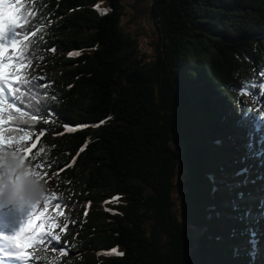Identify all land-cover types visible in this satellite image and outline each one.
I'll list each match as a JSON object with an SVG mask.
<instances>
[{
  "label": "trees",
  "instance_id": "trees-1",
  "mask_svg": "<svg viewBox=\"0 0 264 264\" xmlns=\"http://www.w3.org/2000/svg\"><path fill=\"white\" fill-rule=\"evenodd\" d=\"M150 1L158 41L143 61L124 0H23L25 27L41 25L28 78L43 102L35 122L0 126L29 131L12 148L31 151L2 152L57 179L56 264H256L261 223L247 219L264 163L246 145L264 134L242 94L260 97L243 85L264 80V0ZM72 204H87L85 218L63 224Z\"/></svg>",
  "mask_w": 264,
  "mask_h": 264
},
{
  "label": "snow or ice",
  "instance_id": "snow-or-ice-1",
  "mask_svg": "<svg viewBox=\"0 0 264 264\" xmlns=\"http://www.w3.org/2000/svg\"><path fill=\"white\" fill-rule=\"evenodd\" d=\"M24 9L23 0H0V126L12 120L20 123H32L37 120L41 113L39 105L43 101L38 90L42 86L36 83L35 79L28 78V68L38 50V48L33 47L29 53V46L38 44V41L32 40L31 37L37 35V30L41 25L36 24L31 28L25 27V23L21 21L22 10ZM73 55H79V52H75ZM261 76H264V68L261 70ZM243 87L245 89L258 87L260 89L259 95L264 96V80L259 83L248 81ZM18 105L30 109L31 114L29 111L22 110ZM250 112L257 120L255 131L264 132V107L251 108ZM66 130L73 132L76 129L67 127ZM4 131L5 129L0 127V150L19 153L31 151V148L27 146L12 148L13 141L20 145L28 140L30 138L29 131L21 129L22 135L18 137L13 135L10 138L4 136ZM261 143L264 144V139L261 140ZM246 148L250 157L260 158L264 163V147L256 148L252 142V132H249V142ZM83 150L82 148L81 151ZM72 163H75V160ZM36 167H42V165L38 164ZM247 172L248 168H242L237 175H245ZM36 175L39 176L38 173ZM0 202L8 204L3 200ZM25 206L31 208L26 222L10 235L0 233V264H17V262L28 264L30 259L29 248H32L34 252H44L47 251L48 245L60 241V235H54L51 228L47 232L44 231V226L49 222L48 216L45 215L48 211L47 207L43 212H38L37 205L23 201L15 205L21 211ZM55 207L59 208L60 204H56ZM52 227H56V225L53 223ZM252 235V243L255 246L258 241L256 234L253 233ZM36 245L45 246L39 248L35 247ZM110 254L123 255L117 250H113Z\"/></svg>",
  "mask_w": 264,
  "mask_h": 264
},
{
  "label": "rangeland",
  "instance_id": "rangeland-1",
  "mask_svg": "<svg viewBox=\"0 0 264 264\" xmlns=\"http://www.w3.org/2000/svg\"><path fill=\"white\" fill-rule=\"evenodd\" d=\"M124 7L125 15L122 18L123 30L129 37L137 40L139 53L142 60L149 61L152 57H154V51L152 53V50L154 46L157 45L158 41L157 28L156 24H154L151 11V1L124 0ZM242 98L245 104L252 108H256V106L260 103L264 105V96L255 97L252 94H242ZM5 177H7L12 183H14V181L12 180L11 168L7 166L4 157L0 155V195H2ZM262 178H264V173L259 176V180H261ZM56 180L57 179L54 177L53 179L45 180L43 182V184L46 185L47 192L51 193L52 185H54ZM228 189H231V187H228ZM249 200L251 204H254L256 200L259 201V197L257 196L256 198V196L253 195L251 198H249ZM263 203L264 202H262V204ZM43 205L44 200L37 205L38 212H41ZM101 207L106 209L107 206L105 205V203H102ZM87 208V204L79 206L77 204H72V206H70L71 213L65 211L64 215H62V223L72 225L71 223L73 221H77L79 218H85V209ZM16 210L17 207L0 202V233L8 234V230L10 228L8 222H10L11 219L10 215L12 211ZM30 212L31 208L29 209V215ZM258 214L250 215L247 220H252V218L259 216ZM53 217L55 218L50 219L48 224L44 226V229L49 230V228H51V231L54 235L59 234L61 236L62 231H60L59 228L52 227V224H55L58 219L60 222V218L58 215L56 216V214ZM37 222L39 223L40 221L38 220ZM219 225L221 226L220 228L224 227L223 219H221ZM55 244L56 242H53L51 245H48L47 251L44 252H34L32 248H29L28 252L30 259L28 261V264H56L57 259L60 258L61 254L64 253V251H61L62 249L59 250ZM44 246L45 245H36L35 247L43 248ZM17 264H22V262Z\"/></svg>",
  "mask_w": 264,
  "mask_h": 264
},
{
  "label": "clouds",
  "instance_id": "clouds-1",
  "mask_svg": "<svg viewBox=\"0 0 264 264\" xmlns=\"http://www.w3.org/2000/svg\"><path fill=\"white\" fill-rule=\"evenodd\" d=\"M0 155L4 157L9 168L16 169L21 175H23L26 166L22 167L20 165V158L18 156L10 152L0 153ZM46 195V185L43 184L40 179L34 176L23 179L19 184L12 183L7 177H5V183L3 186L2 195H0V200H3L12 206L19 204L21 201L31 205H38L46 198ZM70 206H68L65 210L68 213H71ZM61 231L63 233V228ZM66 241L67 239L64 240V242Z\"/></svg>",
  "mask_w": 264,
  "mask_h": 264
}]
</instances>
